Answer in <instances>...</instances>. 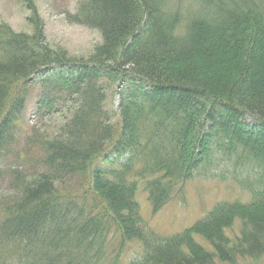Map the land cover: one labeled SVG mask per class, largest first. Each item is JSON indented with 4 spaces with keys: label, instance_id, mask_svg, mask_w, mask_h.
I'll return each mask as SVG.
<instances>
[{
    "label": "trees",
    "instance_id": "16d2710c",
    "mask_svg": "<svg viewBox=\"0 0 264 264\" xmlns=\"http://www.w3.org/2000/svg\"><path fill=\"white\" fill-rule=\"evenodd\" d=\"M197 1L204 16L185 19L161 0H84L69 20L102 35L89 61L47 47L33 6L32 35L0 26V157L32 163L19 144L7 146L34 79L38 116L75 108L65 137L42 143L45 172H16L3 193L0 170V264L106 263L115 232L120 253L141 244L131 264L264 259V189L251 177L240 181L251 202H221L171 237L144 222L136 200L143 185L158 213L197 172L212 173L213 151L236 168L256 165L264 185V10L259 0ZM110 86L120 125L104 109ZM71 177L88 180L81 195L58 190Z\"/></svg>",
    "mask_w": 264,
    "mask_h": 264
},
{
    "label": "rangeland",
    "instance_id": "374dc122",
    "mask_svg": "<svg viewBox=\"0 0 264 264\" xmlns=\"http://www.w3.org/2000/svg\"><path fill=\"white\" fill-rule=\"evenodd\" d=\"M84 0H0V26H8L16 34L32 35L34 25L30 21L34 17L31 7H35L41 19L44 43L50 49L64 56L70 61H89L92 60L96 49L102 42V35L96 29L74 24L69 20V16L78 11L80 4ZM168 12H177L183 14V18L188 16H204L202 7L197 0H161ZM258 8L264 10V0H259ZM165 9V10H166ZM34 79L28 89L27 99L24 110L18 122V129L13 132L14 142L7 146L10 152L12 146L19 144V150L27 152L26 160L32 162L23 164L9 156L0 157V170L4 174V184L1 186V192L8 193L12 191L13 177L16 172L23 175H39L45 172L44 148L42 143L54 139L65 137L69 121L72 119L71 106L61 113L48 115L41 118L36 114L37 102L40 98L41 87ZM107 99L104 102V109L108 111L107 117L111 122L120 125L117 112L116 88H109L106 93ZM115 104V105H113ZM74 107V106H73ZM69 110H71L69 112ZM74 112V111H73ZM42 137V141L27 144V139L31 137ZM30 144L32 146H30ZM30 146V147H28ZM12 150L10 153H13ZM4 155V154H3ZM31 159V160H29ZM210 161V175L197 174L187 182L180 194L174 193L171 200L158 213H154L149 201L148 193L144 186L140 185L136 200L140 207V213L144 222L158 235L162 237H171L184 232L194 226L199 220L204 218L212 209L221 202H239L247 204L251 202V194L242 183L241 179L251 177L253 190L260 191L264 189L262 182H257L259 169L256 165H242L237 168L220 159L218 152L213 151L208 158ZM44 169V170H43ZM199 171V170H198ZM66 181L62 184V182ZM87 181V182H86ZM84 178L71 177L70 180L59 181L58 190L64 195H81L89 185L88 180ZM58 182V181H57ZM85 185V186H84ZM85 188V189H84ZM242 223L237 221L231 230L227 232L228 237L235 242L240 237ZM109 248H106V263L131 264L142 253V247L139 242L128 244L120 253V234L115 232L109 238ZM202 243V241H201ZM204 244V243H202ZM207 250L213 252L208 244ZM214 264H225L215 260ZM237 264H264V259L255 262L250 259H238Z\"/></svg>",
    "mask_w": 264,
    "mask_h": 264
},
{
    "label": "bare ground",
    "instance_id": "6f19581e",
    "mask_svg": "<svg viewBox=\"0 0 264 264\" xmlns=\"http://www.w3.org/2000/svg\"><path fill=\"white\" fill-rule=\"evenodd\" d=\"M249 130V129H248Z\"/></svg>",
    "mask_w": 264,
    "mask_h": 264
}]
</instances>
